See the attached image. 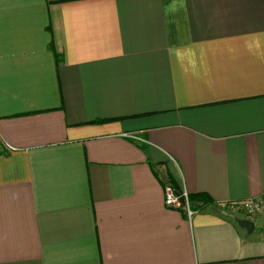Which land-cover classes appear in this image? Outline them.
I'll return each instance as SVG.
<instances>
[{"label": "crops", "instance_id": "1", "mask_svg": "<svg viewBox=\"0 0 264 264\" xmlns=\"http://www.w3.org/2000/svg\"><path fill=\"white\" fill-rule=\"evenodd\" d=\"M261 194L264 0H0V264H264Z\"/></svg>", "mask_w": 264, "mask_h": 264}, {"label": "built area", "instance_id": "2", "mask_svg": "<svg viewBox=\"0 0 264 264\" xmlns=\"http://www.w3.org/2000/svg\"><path fill=\"white\" fill-rule=\"evenodd\" d=\"M125 135L136 138V136L131 134ZM163 202L165 206H182L188 216L194 213L187 191L185 189L177 190L174 185L168 181L163 184ZM226 208L229 211L241 210L244 218L254 220L264 213V194L242 202H229L226 204Z\"/></svg>", "mask_w": 264, "mask_h": 264}, {"label": "trees", "instance_id": "3", "mask_svg": "<svg viewBox=\"0 0 264 264\" xmlns=\"http://www.w3.org/2000/svg\"><path fill=\"white\" fill-rule=\"evenodd\" d=\"M192 207H200L211 202V198L205 193L188 194Z\"/></svg>", "mask_w": 264, "mask_h": 264}, {"label": "water", "instance_id": "4", "mask_svg": "<svg viewBox=\"0 0 264 264\" xmlns=\"http://www.w3.org/2000/svg\"><path fill=\"white\" fill-rule=\"evenodd\" d=\"M237 224L244 228L248 233H251L254 229V222L246 218L237 219Z\"/></svg>", "mask_w": 264, "mask_h": 264}, {"label": "rangeland", "instance_id": "5", "mask_svg": "<svg viewBox=\"0 0 264 264\" xmlns=\"http://www.w3.org/2000/svg\"><path fill=\"white\" fill-rule=\"evenodd\" d=\"M233 216H235L236 218H239L241 216H243V213L241 212V210H237V211H230Z\"/></svg>", "mask_w": 264, "mask_h": 264}]
</instances>
